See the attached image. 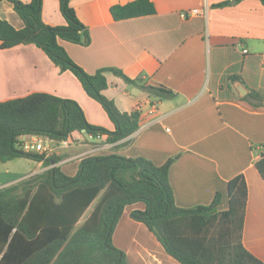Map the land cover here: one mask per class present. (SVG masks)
Returning a JSON list of instances; mask_svg holds the SVG:
<instances>
[{"label":"crops","instance_id":"0c3cea01","mask_svg":"<svg viewBox=\"0 0 264 264\" xmlns=\"http://www.w3.org/2000/svg\"><path fill=\"white\" fill-rule=\"evenodd\" d=\"M127 1L70 0L91 40L88 45L65 40L60 44L88 73L115 67L138 79L129 82L105 71L103 93L120 110H138L139 126L113 142L105 135L77 131L65 143L55 140L59 144L54 152L65 155L56 164L69 173L63 165L73 161L78 168L87 154L141 155L155 164L177 155L168 172L175 203L181 207L208 204L220 191L218 210L228 205L227 181L242 173L247 184L242 242L264 264V181L254 166L258 152L252 148L264 146V104L254 106L239 97L233 82L240 80H230L235 75L246 88L264 94V5L259 0H228L222 6L215 4L226 0H151L155 13L114 20L110 6ZM193 8L198 13L181 15ZM0 17L15 28L23 25L7 0H0ZM41 17L49 25L64 23L57 0H42ZM148 85H163L173 93L157 96ZM37 91L72 98L88 122L110 130L115 127L77 77L60 70L41 48L19 44L0 49V100ZM152 104L157 110L149 113ZM147 119L149 123L140 125ZM96 146L99 149L93 151ZM47 167L36 161L32 170L14 178ZM143 207L142 202L125 206L112 233L113 244L124 251L128 264H181L145 224L130 217L132 209Z\"/></svg>","mask_w":264,"mask_h":264},{"label":"trees","instance_id":"16d2710c","mask_svg":"<svg viewBox=\"0 0 264 264\" xmlns=\"http://www.w3.org/2000/svg\"><path fill=\"white\" fill-rule=\"evenodd\" d=\"M7 1L23 25L15 28L0 17V49L19 44L41 48L60 70H69L77 77L115 127L110 130L88 122L76 100L52 93L37 91L0 100V162L27 158L49 166L0 186V264H128L124 251L113 244L111 237L125 206L135 202L144 203V207L132 209L130 217L145 224L164 250L181 264H263L242 242L247 203L242 173L227 181L226 209L217 208L220 191L208 204L181 207L175 203L168 177L177 155L155 164L141 155L87 154L80 159L75 174L70 175L56 164L64 154L46 156L22 149L18 138L25 134L56 141L67 140L75 131L105 135L109 142L128 136L138 128L140 113L136 109L120 110L103 93L107 87L105 71L129 82L138 79L127 77L115 67L88 73L69 56L60 40L81 45L91 40L70 0H57L64 19L59 25L43 21L42 0ZM259 1L264 5V0ZM155 11L151 0H130L109 8L114 20ZM233 79L244 84L235 75L230 77ZM146 87L157 96L173 93L163 85ZM247 89L243 99L260 105L264 94ZM252 148L258 152L254 166L264 181V146Z\"/></svg>","mask_w":264,"mask_h":264},{"label":"built area","instance_id":"2783aa9c","mask_svg":"<svg viewBox=\"0 0 264 264\" xmlns=\"http://www.w3.org/2000/svg\"><path fill=\"white\" fill-rule=\"evenodd\" d=\"M198 13V9L193 8L191 10L188 11V13H182L181 15L183 17H187L189 15H193ZM244 52H246V49H244ZM156 105L152 104L150 105V108L148 110L149 113H152L154 111H156ZM159 117H162L161 114L159 113L157 118L159 119ZM151 119H147V120H143L140 125H146L147 123H149ZM90 135V134H89ZM92 136V135H90ZM99 136V135H97ZM19 140V144L22 147V149H24L25 151H33V152H37V153H44L46 156L52 154L55 150V145H56V141L54 139H51L47 136H43V135H37V134H25L22 135L18 138ZM65 143L66 140L60 141ZM99 147H93L92 150L96 151L98 150Z\"/></svg>","mask_w":264,"mask_h":264},{"label":"rangeland","instance_id":"374dc122","mask_svg":"<svg viewBox=\"0 0 264 264\" xmlns=\"http://www.w3.org/2000/svg\"><path fill=\"white\" fill-rule=\"evenodd\" d=\"M56 144L58 145L59 143ZM53 153L56 154L55 152ZM35 163V160L33 161L27 158H13L5 162H0V182H6L15 179L14 177L16 176L24 175L28 170H32ZM63 167L65 171L70 173L73 167L77 168V165L73 161H67ZM7 168L9 173H7Z\"/></svg>","mask_w":264,"mask_h":264},{"label":"water","instance_id":"95a60500","mask_svg":"<svg viewBox=\"0 0 264 264\" xmlns=\"http://www.w3.org/2000/svg\"><path fill=\"white\" fill-rule=\"evenodd\" d=\"M233 85L236 88L239 97H243L248 93V89L245 87V85L241 81L236 80L233 82ZM262 102L264 104V100Z\"/></svg>","mask_w":264,"mask_h":264}]
</instances>
